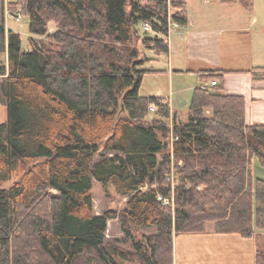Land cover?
I'll return each mask as SVG.
<instances>
[{
  "label": "trees",
  "instance_id": "1",
  "mask_svg": "<svg viewBox=\"0 0 264 264\" xmlns=\"http://www.w3.org/2000/svg\"><path fill=\"white\" fill-rule=\"evenodd\" d=\"M16 5L29 51L7 26ZM170 21L187 25V0H0V264H174L176 236L208 222L254 238L264 264V178L252 169L264 166V124H248L244 97L221 85L197 87L185 121L141 94L143 50L168 53ZM94 180L125 206L98 214Z\"/></svg>",
  "mask_w": 264,
  "mask_h": 264
},
{
  "label": "crops",
  "instance_id": "2",
  "mask_svg": "<svg viewBox=\"0 0 264 264\" xmlns=\"http://www.w3.org/2000/svg\"><path fill=\"white\" fill-rule=\"evenodd\" d=\"M187 6V25L168 32V53L143 50L149 58L144 66L151 70L144 78L153 75L158 84L141 94L164 98L171 116L185 121L195 89L216 87L210 86L213 75L223 92L244 97L248 124H264V79L249 71L264 67V0H253L251 8L241 0H187ZM255 160L253 174L264 178Z\"/></svg>",
  "mask_w": 264,
  "mask_h": 264
},
{
  "label": "rangeland",
  "instance_id": "3",
  "mask_svg": "<svg viewBox=\"0 0 264 264\" xmlns=\"http://www.w3.org/2000/svg\"><path fill=\"white\" fill-rule=\"evenodd\" d=\"M170 22L173 26L174 21ZM7 26L8 29L21 34L25 51L32 49L29 43L31 35L29 19L21 10V6L16 5L13 9L7 10ZM51 26H54L53 23H51ZM138 28L141 32L147 31L143 22L139 24ZM149 32L152 35L155 34L152 31ZM2 60L7 62V55H3ZM157 84L158 82L153 75H147L143 79L141 92L150 93L153 90L152 87L157 86ZM7 117V107L4 104H0V123L6 121ZM173 134V130H171L170 137ZM259 165L262 166L260 162ZM11 185L12 182L8 181L2 185V188H8ZM93 197L94 208L98 214L113 208L120 210L125 206L127 200V197L120 196L117 193L114 185L105 188L97 180L93 181ZM207 227L209 228L203 233H181L176 236V241L174 240L176 264H255L256 241L254 238L243 237L237 233H216L214 231V222H208ZM154 230V228H150L142 231L150 232ZM209 231L213 233L205 235ZM107 236L112 240L123 236L118 219L109 220Z\"/></svg>",
  "mask_w": 264,
  "mask_h": 264
},
{
  "label": "built area",
  "instance_id": "4",
  "mask_svg": "<svg viewBox=\"0 0 264 264\" xmlns=\"http://www.w3.org/2000/svg\"><path fill=\"white\" fill-rule=\"evenodd\" d=\"M144 25H145V28L146 30L148 31H152L155 33L154 29H153V25L149 22H144ZM180 26L176 21L173 22V26L171 25V22L169 23V31L173 28V27H178ZM218 85V80L217 79H214V80H211V83H210V86H216ZM151 110L154 111L155 110V106L153 105L151 107Z\"/></svg>",
  "mask_w": 264,
  "mask_h": 264
},
{
  "label": "bare ground",
  "instance_id": "5",
  "mask_svg": "<svg viewBox=\"0 0 264 264\" xmlns=\"http://www.w3.org/2000/svg\"><path fill=\"white\" fill-rule=\"evenodd\" d=\"M155 106V109H156V104H153ZM151 105V107L153 106ZM150 107V109H151ZM177 139V136H175L174 134L172 135V138H171V141H175ZM158 198L160 200H162L164 203H170L171 204H174V197H172L171 199H167V198H164L162 195H158Z\"/></svg>",
  "mask_w": 264,
  "mask_h": 264
}]
</instances>
